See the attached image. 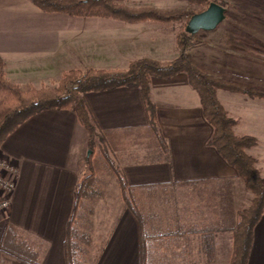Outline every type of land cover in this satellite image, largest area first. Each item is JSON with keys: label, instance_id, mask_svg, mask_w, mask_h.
<instances>
[{"label": "crops", "instance_id": "obj_1", "mask_svg": "<svg viewBox=\"0 0 264 264\" xmlns=\"http://www.w3.org/2000/svg\"><path fill=\"white\" fill-rule=\"evenodd\" d=\"M172 32L161 24L47 14L30 0H0V58L7 79L22 88L56 86L71 70L173 61L179 51ZM206 47L190 55L209 75L264 89V58H257V67L234 64L228 57L235 47L211 41ZM150 91L157 131L139 89L85 95L98 127L96 146L125 177L137 215L111 165L110 177L92 173L96 181L74 220L84 238L80 264H231L238 212L250 193L209 145L213 128L187 75L152 78ZM218 98L235 133L257 139L247 152L264 177V100L226 91ZM258 122L260 133L253 129ZM88 142V131L70 110L36 114L6 139L0 152L16 163L20 178L10 210L0 215V264H67V229L76 187L87 177L81 165ZM248 264H264V216L254 229Z\"/></svg>", "mask_w": 264, "mask_h": 264}, {"label": "trees", "instance_id": "obj_2", "mask_svg": "<svg viewBox=\"0 0 264 264\" xmlns=\"http://www.w3.org/2000/svg\"><path fill=\"white\" fill-rule=\"evenodd\" d=\"M41 12L62 14L74 18H100L120 21L128 24L181 23L176 37L179 56L169 62L140 59L129 63L126 69L105 70L88 69L66 72L55 87H27L25 89L11 83L4 72V62L0 58V149L6 139L23 123L34 115L49 110H70L80 124L88 131L89 149L94 151L97 137V124L85 100L91 92H103L128 87L139 89L147 108L150 124L156 127V106L151 99L150 84L152 78L170 80L186 74L189 85L199 95L205 120L213 128L209 145L215 148L222 158L233 167L253 195L249 207L238 212V222L234 228V252L231 264H248L254 242V229L264 216V177L256 167L257 160L248 154L258 141L253 136H239L235 133V121L229 117L218 98L219 91L231 92L250 99L264 100V89L228 82L209 75L191 58V51L198 46L196 36L186 32L190 19L204 12L211 3L228 8V0H186L190 9L160 10L152 7L132 8L125 0H30ZM227 19V15H226ZM221 43L226 47H237L247 55L264 58V52L244 43V37L231 29L222 33ZM108 163L115 170L119 186L124 193L128 207L137 215L126 196L128 189L125 177L115 167L108 154L104 152ZM91 174L81 181L75 191L74 213L68 224L65 242L67 264H80L81 241L84 239L74 227L75 215L81 200L89 193L96 181ZM41 264L40 261H29Z\"/></svg>", "mask_w": 264, "mask_h": 264}, {"label": "rangeland", "instance_id": "obj_3", "mask_svg": "<svg viewBox=\"0 0 264 264\" xmlns=\"http://www.w3.org/2000/svg\"><path fill=\"white\" fill-rule=\"evenodd\" d=\"M125 3L127 6L132 8L152 7L160 10L191 8V6L186 0H125ZM228 3L229 6L226 12L227 19H225V21L222 24H220L213 31H200L198 34L195 35L198 39L197 47H199L201 51H205L207 48L206 44L208 41H211L213 44L223 45L221 43L222 33L225 29H231L240 33L244 37V43L246 45L264 52V0H228ZM140 24H144V23H140ZM153 24H157V23H153ZM161 25H166V28L170 29V31L171 30L173 31L172 33H176L175 35H177L178 32L181 30V23L161 24ZM232 50L233 52H231V56L228 57L229 62L237 64L239 62L250 61L251 64L250 66L257 67V63L259 62V59H257V57L248 56L242 49L237 47L232 48ZM261 70L264 73V64H261ZM30 86L32 85L25 86L23 87V89ZM48 87H52V86H48ZM36 88H41V87H36ZM260 102L264 103V101H260ZM239 123L241 124V119ZM259 124H260L259 122L256 123L257 126L253 128L256 133H260V129L258 127ZM96 144L97 142H95V148L93 149L94 151L89 149L84 154V158L81 165L83 176L86 177L92 173H95L96 171L98 175L104 174L106 177H110L109 174H110L111 166L106 160L104 153L100 151V149L98 148V146H96ZM243 186L244 188H246L245 184ZM247 192L250 193L249 190L246 191V193ZM244 195L246 196L245 193ZM245 196H244V204H245L244 208H247L251 204L253 195L250 193L249 199H247V197Z\"/></svg>", "mask_w": 264, "mask_h": 264}, {"label": "built area", "instance_id": "obj_4", "mask_svg": "<svg viewBox=\"0 0 264 264\" xmlns=\"http://www.w3.org/2000/svg\"><path fill=\"white\" fill-rule=\"evenodd\" d=\"M19 178L16 163L0 152V215L10 210Z\"/></svg>", "mask_w": 264, "mask_h": 264}, {"label": "water", "instance_id": "obj_5", "mask_svg": "<svg viewBox=\"0 0 264 264\" xmlns=\"http://www.w3.org/2000/svg\"><path fill=\"white\" fill-rule=\"evenodd\" d=\"M227 9L211 3L204 12L194 15L186 26V32L195 36L200 31H213L226 19Z\"/></svg>", "mask_w": 264, "mask_h": 264}]
</instances>
